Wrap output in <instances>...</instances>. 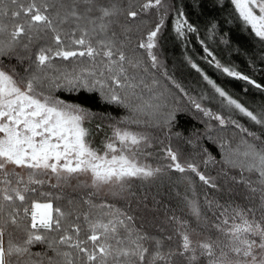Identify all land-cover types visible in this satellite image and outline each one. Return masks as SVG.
Masks as SVG:
<instances>
[{
	"label": "snow or ice",
	"instance_id": "1",
	"mask_svg": "<svg viewBox=\"0 0 264 264\" xmlns=\"http://www.w3.org/2000/svg\"><path fill=\"white\" fill-rule=\"evenodd\" d=\"M190 7L0 0V264H264V100L242 101L186 57L206 85L195 98L157 51L166 20L175 39L199 35L191 20L199 9L209 38L219 28V44L264 72V0H192ZM232 23L247 46L225 32ZM199 43L210 68L264 96V80ZM161 68L167 84L153 71ZM173 88L207 118L205 133L173 131L184 114L178 99L168 102ZM81 93L127 115L98 116L74 98ZM157 131L169 143L154 165ZM212 131L231 135L213 138ZM94 133L104 137L95 147ZM202 138L218 144L219 160L199 145ZM183 145L197 151L185 155ZM210 166L216 175L207 174ZM173 173L184 185L183 194L175 191L182 214L168 209L170 233L153 234L138 220L167 208L156 196ZM197 183L207 189L202 198Z\"/></svg>",
	"mask_w": 264,
	"mask_h": 264
},
{
	"label": "trees",
	"instance_id": "2",
	"mask_svg": "<svg viewBox=\"0 0 264 264\" xmlns=\"http://www.w3.org/2000/svg\"><path fill=\"white\" fill-rule=\"evenodd\" d=\"M169 3H175L177 6H187V10H191V2L192 0H168ZM207 11V10H206ZM199 9H196L192 12L191 20L200 26V33L197 34H188L187 40L181 41L175 39L174 33L171 31L169 22L166 20L165 29L163 32V39L160 41V47L158 51V57L161 60L164 68L167 69L169 75H171L177 82L181 83L182 86L195 98H198L199 94L206 89L205 82H203L199 75L195 72V70L191 69L188 64L186 57H191L192 60L199 63L202 68H204L212 78L217 79L218 83H221L222 86H225L226 89L232 93H235L240 97L242 101H246L249 104H259L262 100H264V96L261 93L248 85H246L242 81L233 80L232 78H227L221 76L219 72L215 71L213 68H210L201 58L205 55L202 52V46L199 43L200 39H204L206 44L210 45L212 49L215 50L217 57L225 61H233L239 68L246 71L247 74L253 76V78L258 81L264 80V72L260 71L261 65L257 62L256 68L257 70L253 72V70L249 67H246L245 61L248 59L247 56H237L235 53H231L228 51L227 46L219 44V28L217 29L218 35L215 38H209L204 31V22L205 17H201L198 15ZM210 15H216L215 11L209 13ZM173 18L175 13L170 14ZM225 32L229 29H232L231 37L235 42H239L247 46V37L242 34L238 30H236V25L226 24L223 26ZM164 68H161L159 71L153 70L156 72V76L161 80L162 84H167V80L162 76V72ZM249 89L247 94H245L243 89ZM173 95L168 96L169 104L172 103L173 99L176 98L179 100V107L183 110L184 114L178 115V125L173 131L181 132L185 137L190 136L194 131L197 133H205V126L202 123L204 118L201 114L197 113L194 108H191L187 98L180 99V95L174 88L172 89ZM65 98H67V94H65ZM78 103L84 105L87 108H90L92 111L96 112L98 116H103L104 114H109L114 119H119L127 115V112L123 109H115L113 106L104 105L96 95H89L87 93H81L79 97H74ZM206 106H210L205 102ZM215 110V109H214ZM103 124L109 123L107 120L101 121ZM95 122L90 127L94 128ZM107 131V129H105ZM110 134V133H109ZM213 138L216 136H225L231 135V132L223 133L212 131L209 133ZM154 135L158 138L157 142H155V147L152 149L153 158L151 162L155 165L157 163H163L160 159L159 150L163 148L165 145L169 143V141L165 138V136L159 131L155 132ZM103 134L96 135L95 133L91 137L93 146H99L100 141L103 139ZM159 141H163V144L159 143ZM173 147L177 146V140L173 138L171 141ZM199 145L201 147L208 148L209 151L216 156L217 160L220 159V149L218 144H214L212 140L207 138H202L199 140ZM185 149V155L195 154L197 149H193L191 146L183 145ZM198 159V158H197ZM203 168V166H202ZM207 174L216 175L217 169L212 168L211 166L206 170ZM179 174L173 173L171 181H166V185H168L167 190L165 187H161L159 189L160 195L156 196L157 200H162V204L166 205L167 208L161 206L157 213L156 219H153L151 215L148 216L147 221H139L138 224L143 223L144 228L152 232L153 234H158L160 229H165L164 235L170 233V226L165 222L166 216L172 214L168 209H172L176 212L177 215H181L182 205L180 204L179 198L175 196V191H180L181 194L184 192V185L180 184L176 185V181L178 180ZM143 191V189H141ZM157 189L152 187L149 192L150 196L156 195ZM207 189L197 183L196 192L202 198ZM102 198V197H101ZM99 199V198H98ZM109 200L112 198L109 197ZM122 206V205H121ZM186 213V209L184 210ZM167 244V242H166ZM40 246H37L33 249V251H39Z\"/></svg>",
	"mask_w": 264,
	"mask_h": 264
}]
</instances>
